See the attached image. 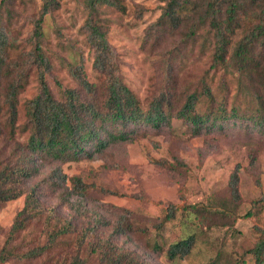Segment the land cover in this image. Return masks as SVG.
<instances>
[{"label": "trees", "instance_id": "trees-1", "mask_svg": "<svg viewBox=\"0 0 264 264\" xmlns=\"http://www.w3.org/2000/svg\"><path fill=\"white\" fill-rule=\"evenodd\" d=\"M164 2L162 14L149 33V39L153 40L152 47L162 46L177 35L180 38L171 42L164 53V88L144 105L124 82L120 60L110 43L109 20L102 8L116 6L117 1L83 0L86 12L82 27L84 44L93 52L92 67L102 77L100 84L89 80L85 59L79 49L73 50L68 45L69 54L63 57L47 47L46 21L58 8L56 0H42V6L34 16L31 32L25 39H22L19 27L22 14L17 12V0L1 1L0 204L27 194L24 207L11 227L10 239L0 250V264L15 259L35 260L61 239L74 234L73 225L68 221L51 228L46 245L28 249L21 254L12 246L29 224L43 215L37 195L39 185L27 188L43 167L52 163L91 160L96 154L119 143L135 141L151 133L158 134L170 128L174 119L186 124L193 136L211 131L226 135V131L232 128L252 131L264 128V102L257 89H251L246 84V81L258 78L264 80V0ZM197 50L201 56H208L209 67L198 86L179 93L176 82L178 69L183 68L191 58L190 54ZM13 51L18 52L15 58L12 57ZM54 59L77 84V88L65 87L57 78H53L62 91V98L55 96L50 84ZM220 71L233 76L239 83L232 101L229 99L232 91L223 81L218 87L214 86L215 77ZM32 78L38 84V92L25 103L26 120L20 127V95ZM20 128L21 133L27 134L22 145L17 141ZM5 146L7 151H3ZM60 171L58 169L52 176L56 189L70 181L72 190L82 197L96 190L120 195L117 191L85 182L79 176L68 179ZM239 173L238 165L228 185L232 199L219 201L222 209L233 210L240 199ZM262 206L264 196L254 202L253 208ZM182 210L183 213L191 210L196 214H207L196 206ZM178 211V206L169 204L156 228L160 230L173 221ZM215 213L221 214L218 211ZM215 213L213 216H219ZM48 224L50 226L49 220ZM125 231L126 217L114 228L112 236L125 235ZM258 232L259 238L245 252L248 259L242 260L240 264H264V229H258ZM89 235L82 233L80 236L73 251L72 264H86L79 255ZM156 244L157 249H163ZM195 244L193 235L179 239L168 245L166 256L172 262L185 260L192 254ZM105 256L108 254L105 253ZM109 263L148 264L123 250L115 252ZM206 264L219 262L215 259Z\"/></svg>", "mask_w": 264, "mask_h": 264}, {"label": "rangeland", "instance_id": "rangeland-1", "mask_svg": "<svg viewBox=\"0 0 264 264\" xmlns=\"http://www.w3.org/2000/svg\"><path fill=\"white\" fill-rule=\"evenodd\" d=\"M56 1L58 8L46 21L47 47L63 57L69 54L68 45L73 50L79 49L89 80L100 84L102 77L92 67L93 52L84 44L82 27L86 12L83 0ZM114 1L118 5L102 8L109 20L110 43L120 60L124 82L146 105L164 88V53L171 42L180 37L177 35L162 46L152 47L149 33L162 14L164 0ZM41 6L42 0H17V12L22 14L19 25L22 39L31 32L34 16ZM17 55L18 52H12L13 58ZM190 57L184 67L178 69L179 93L198 86L209 67L208 56H201L198 50ZM53 63L51 88L57 98H62V91L53 78L65 87L77 88V84L55 59ZM222 81L232 91L229 96L232 101L239 83L233 76L220 71L214 80L215 88ZM246 84L257 89L264 102V80L258 78ZM37 92L38 84L32 78L20 95V127L26 120L25 103ZM21 130H18L17 141L22 145L27 134ZM215 132L193 136L186 124L174 119L170 128L158 134L119 143L91 160L43 167L27 186L39 185L37 195L43 215L32 221L12 246L21 254L46 245L51 228L68 221L73 225L74 234L61 239L35 260L15 259L7 264H72L73 251L82 233H90L79 255L86 264H110L119 250L130 252L148 264H206L215 259L219 264H240L248 259L246 250L259 238L258 229H264V206L253 208L254 202L264 196V128L258 131L232 128L226 135ZM7 149L5 146L3 151ZM238 165L240 199L233 210L228 211L222 209L219 201L232 199L228 185ZM58 169L68 179L79 176L85 182L120 195L96 190L82 197L75 194L70 181L56 189L52 176ZM26 194L0 204V250L10 239L11 227L24 207ZM169 204L178 206L180 211L173 221L158 230L159 218L165 215ZM191 206L202 208L207 214L191 210L183 213L182 209ZM214 213L219 216H213ZM124 217L126 234L112 236ZM190 235L196 238L192 254L185 260L170 261L166 256L168 245ZM156 243L163 249H157Z\"/></svg>", "mask_w": 264, "mask_h": 264}]
</instances>
